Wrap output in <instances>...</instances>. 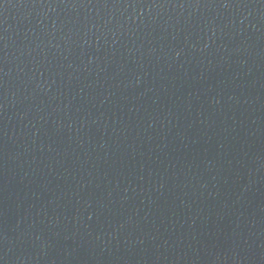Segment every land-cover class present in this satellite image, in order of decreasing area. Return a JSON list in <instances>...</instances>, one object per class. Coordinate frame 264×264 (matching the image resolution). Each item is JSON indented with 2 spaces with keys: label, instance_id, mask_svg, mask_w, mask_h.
I'll use <instances>...</instances> for the list:
<instances>
[{
  "label": "water",
  "instance_id": "95a60500",
  "mask_svg": "<svg viewBox=\"0 0 264 264\" xmlns=\"http://www.w3.org/2000/svg\"><path fill=\"white\" fill-rule=\"evenodd\" d=\"M0 264H264V0H0Z\"/></svg>",
  "mask_w": 264,
  "mask_h": 264
}]
</instances>
